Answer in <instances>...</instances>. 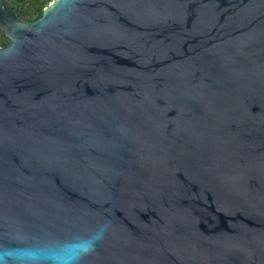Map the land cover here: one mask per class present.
<instances>
[{
    "label": "water",
    "instance_id": "water-1",
    "mask_svg": "<svg viewBox=\"0 0 264 264\" xmlns=\"http://www.w3.org/2000/svg\"><path fill=\"white\" fill-rule=\"evenodd\" d=\"M0 26V264H264V0Z\"/></svg>",
    "mask_w": 264,
    "mask_h": 264
},
{
    "label": "trees",
    "instance_id": "trees-1",
    "mask_svg": "<svg viewBox=\"0 0 264 264\" xmlns=\"http://www.w3.org/2000/svg\"><path fill=\"white\" fill-rule=\"evenodd\" d=\"M24 21H33L40 17L43 8L51 0H9ZM3 34V32H2ZM4 35V34H3ZM9 40H0L2 46L8 44Z\"/></svg>",
    "mask_w": 264,
    "mask_h": 264
},
{
    "label": "rangeland",
    "instance_id": "rangeland-1",
    "mask_svg": "<svg viewBox=\"0 0 264 264\" xmlns=\"http://www.w3.org/2000/svg\"><path fill=\"white\" fill-rule=\"evenodd\" d=\"M2 29H1V26H0V40H5L6 39V36L2 34Z\"/></svg>",
    "mask_w": 264,
    "mask_h": 264
},
{
    "label": "built area",
    "instance_id": "built-area-1",
    "mask_svg": "<svg viewBox=\"0 0 264 264\" xmlns=\"http://www.w3.org/2000/svg\"><path fill=\"white\" fill-rule=\"evenodd\" d=\"M0 47H2V45L0 44Z\"/></svg>",
    "mask_w": 264,
    "mask_h": 264
}]
</instances>
